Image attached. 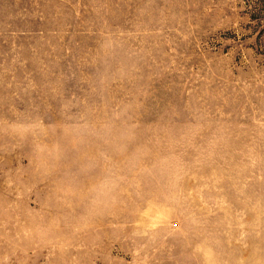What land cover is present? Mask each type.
<instances>
[{
  "label": "rangeland",
  "instance_id": "obj_1",
  "mask_svg": "<svg viewBox=\"0 0 264 264\" xmlns=\"http://www.w3.org/2000/svg\"><path fill=\"white\" fill-rule=\"evenodd\" d=\"M0 264H264V0H0Z\"/></svg>",
  "mask_w": 264,
  "mask_h": 264
}]
</instances>
